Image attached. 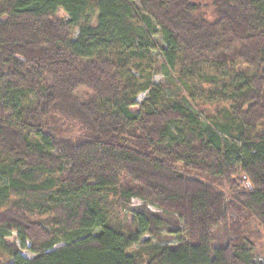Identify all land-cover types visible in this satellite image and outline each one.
I'll list each match as a JSON object with an SVG mask.
<instances>
[{
    "label": "trees",
    "instance_id": "16d2710c",
    "mask_svg": "<svg viewBox=\"0 0 264 264\" xmlns=\"http://www.w3.org/2000/svg\"><path fill=\"white\" fill-rule=\"evenodd\" d=\"M0 264H264V0H0Z\"/></svg>",
    "mask_w": 264,
    "mask_h": 264
},
{
    "label": "rangeland",
    "instance_id": "374dc122",
    "mask_svg": "<svg viewBox=\"0 0 264 264\" xmlns=\"http://www.w3.org/2000/svg\"><path fill=\"white\" fill-rule=\"evenodd\" d=\"M135 6L136 8L138 9V12L140 14H145V10L143 8V6L137 1L135 2ZM157 28V27H156ZM142 42H146L148 44L147 47H144L143 49H145L147 52H148V56H149V60H145L143 63H142V66L143 67H146L147 70H148V73L150 74V78L152 81L154 82H169V78L167 79L166 77V72H167V69L165 68V66L162 64V57H161V51H162V48L164 47V43L162 42V39L158 33V30L156 31H149V38H145ZM138 43V41H137ZM139 44V43H138ZM141 49V47H139ZM237 70V69H236ZM211 70L210 69H206L204 70L200 76H198V79L201 81V79H203V76L205 74H211ZM134 79H135V83L139 80V81H142L143 78L141 77L140 74L138 73H134ZM174 80V77H171L170 78V81ZM165 92V95L166 96H172L173 93H174V87H169V88H166L164 90ZM145 97V93L142 92V93H139L136 97V102L139 103L143 100V98ZM175 127V126H173ZM142 202L140 200H138L137 198H133L131 199V205L132 206H136V205H139L141 204ZM153 210H155L154 208H151ZM125 213V211H124ZM181 228L183 230H185V226H184V223L182 222L181 223ZM216 238L214 240V244L213 246L215 248L223 245L224 243H226L227 241V237L225 236V229L223 227L219 228L215 234ZM149 238L148 235H145L141 238V240L139 241V243L137 244H134L132 249H137L138 247H140L143 242L145 240H147ZM9 240H14L15 243L18 245V248L20 250V253L26 257V258H31L33 256V253L28 249V247L30 246V243L27 242L25 247H22L20 245V243L17 242V240L15 239V233L13 232L12 233V236L9 238ZM150 242H156L154 239H150ZM177 239H169V240H166L164 241V244H175L177 243Z\"/></svg>",
    "mask_w": 264,
    "mask_h": 264
}]
</instances>
